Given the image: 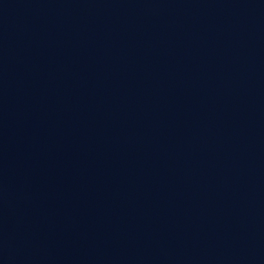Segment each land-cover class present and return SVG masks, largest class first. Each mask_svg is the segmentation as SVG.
Here are the masks:
<instances>
[{"label":"water","instance_id":"obj_1","mask_svg":"<svg viewBox=\"0 0 264 264\" xmlns=\"http://www.w3.org/2000/svg\"><path fill=\"white\" fill-rule=\"evenodd\" d=\"M0 264H264V0H0Z\"/></svg>","mask_w":264,"mask_h":264}]
</instances>
